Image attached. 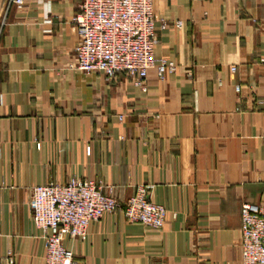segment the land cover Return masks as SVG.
Instances as JSON below:
<instances>
[{
    "label": "crops",
    "instance_id": "obj_1",
    "mask_svg": "<svg viewBox=\"0 0 264 264\" xmlns=\"http://www.w3.org/2000/svg\"><path fill=\"white\" fill-rule=\"evenodd\" d=\"M6 2L0 264H45L32 189L73 177L123 205L150 185L168 210L161 230L121 210L91 222L87 240L64 242L78 264H243L241 207L264 199V0H154L155 56L177 68L150 70L146 90L76 68L83 0H25L3 22Z\"/></svg>",
    "mask_w": 264,
    "mask_h": 264
},
{
    "label": "built area",
    "instance_id": "obj_2",
    "mask_svg": "<svg viewBox=\"0 0 264 264\" xmlns=\"http://www.w3.org/2000/svg\"><path fill=\"white\" fill-rule=\"evenodd\" d=\"M24 4L25 0H7L3 22L9 9ZM72 23L80 38L76 47V68L80 71L101 72L109 79L123 73L144 90L150 70L155 69L159 79L176 71L174 61L155 56L158 40L154 0H83ZM178 25L182 27V22ZM151 195L150 185H139L123 205L113 187L78 177L66 184L49 182L34 187L30 205L34 224L45 240V264H78L65 240H87L91 222L118 210L129 223L161 230L168 210L154 202ZM241 233L243 264H264V199L258 204L242 205ZM14 262L9 253L5 264Z\"/></svg>",
    "mask_w": 264,
    "mask_h": 264
}]
</instances>
